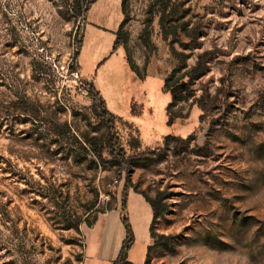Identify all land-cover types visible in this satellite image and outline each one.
Wrapping results in <instances>:
<instances>
[{
	"label": "rangeland",
	"instance_id": "obj_1",
	"mask_svg": "<svg viewBox=\"0 0 264 264\" xmlns=\"http://www.w3.org/2000/svg\"><path fill=\"white\" fill-rule=\"evenodd\" d=\"M152 1H125L126 40L112 52L88 27L113 13L112 30L95 28L115 37L121 0H99L87 22L71 0H0V264H109L108 231L84 238L83 221L121 215L126 179L164 209L148 264H264V0H173L178 36L167 40L156 18L148 25ZM85 79L126 153L148 149L129 170L90 152L106 127ZM171 88L184 90L173 99ZM137 212H125L133 262L155 241Z\"/></svg>",
	"mask_w": 264,
	"mask_h": 264
},
{
	"label": "trees",
	"instance_id": "obj_2",
	"mask_svg": "<svg viewBox=\"0 0 264 264\" xmlns=\"http://www.w3.org/2000/svg\"><path fill=\"white\" fill-rule=\"evenodd\" d=\"M96 1L97 0H71V8H72L74 16L83 20L84 22H87L88 11L90 7ZM125 1L126 0H121V3H120L121 12L124 15V17L122 21L119 23L118 29L115 32V38L112 43V52L116 51L117 48L122 46L126 40L125 34L121 33L122 28L127 18ZM172 2L173 0H153L148 8V13H149L148 25H151L153 20L156 18L157 24L161 32V36L164 40H167L168 38H171V37L178 36V32H177L178 27L170 25L173 18L176 17L178 14V9L176 5H173ZM97 27L100 29H104L100 26H97ZM179 29L180 31L182 30L183 32H185L186 30L184 25L180 27ZM151 35H152V29L145 27L142 31L141 38L146 48L150 51H154L156 48V45L152 41ZM77 44L81 46L82 45L81 40L77 41ZM171 53L174 56L179 55V53H177V51H175L173 47L171 48ZM78 57H79V52L76 51L73 54V59L77 62ZM125 59L129 67L132 70H135L138 72L137 66L134 65V63L131 61V59L127 55H125ZM201 70L202 68L200 64H197L194 67L193 72L196 75ZM169 78L170 77L165 78L164 88L167 86ZM82 82L87 92V95L90 97L91 102H92L91 104L92 113L95 115L97 119L101 120V122H103L106 127V135L104 136V138L101 139L98 147L92 150L90 149V152H94V154L97 157L101 158L102 152L105 151L106 153H108V155L113 160H115L120 165V167H122L124 170H129L133 160L136 158L145 157L146 154L148 153V149L143 150L141 153L136 154V155H128L126 153V149L122 145L121 140L117 133V128H116L115 121H114L115 116L108 110L106 101L104 97L102 96L101 92L97 89L93 81L85 79ZM183 90L184 89L173 91L172 92L173 99H176L178 92H181ZM167 113L171 120L177 117L171 114L169 111H167ZM166 140H167V137L164 138V143H166ZM132 145L139 147L140 145L139 140L137 138H133ZM81 148L84 151L89 152V150L86 149L82 145H81ZM82 158H86V157L83 156ZM128 189H129V179H126V182L124 183V186L122 189V197H121V210L123 212L121 215V222L125 229V237L121 243V246H120V249H119V252L116 258L110 264H133L131 261L128 260V252L134 243V232L132 230L128 216L125 213L127 210ZM140 194L143 196L145 201L148 202L152 210V219H151V224L149 227V236L151 239H154L155 241H154V244L147 246V252H146V256H145L143 264H148L149 250L153 245L157 244V239H156L157 235L152 231V222L156 219V217L162 214L164 209L162 205L160 204V202H157L155 199L148 198L143 193H140ZM97 217L98 215L94 216L91 220L84 219L83 222L87 225V227H91L95 224ZM79 222L74 223V227L77 228Z\"/></svg>",
	"mask_w": 264,
	"mask_h": 264
},
{
	"label": "crops",
	"instance_id": "obj_3",
	"mask_svg": "<svg viewBox=\"0 0 264 264\" xmlns=\"http://www.w3.org/2000/svg\"><path fill=\"white\" fill-rule=\"evenodd\" d=\"M98 1L99 0H97L90 7V9L88 11V14H87V17L89 16L92 8L95 6V4ZM118 1L119 0H117V5H118ZM112 14L104 16L107 20L94 21V22L99 24L98 26L104 28V29H101V30H105L106 28H109L110 30H112V27L109 26L110 22H112V19H111V16H113ZM95 27L98 28L97 26H95ZM95 27H92L90 25L88 27V29L91 30V33L94 35V38H96V40L93 41V44H96V48L98 47V49H99L100 44L102 43V45H103V43H104L106 38L110 39L112 41V43H113V40L115 38L114 35H112L111 33L106 32V31L103 32L101 30H98L100 28L96 29ZM107 34H110V37H109V35L107 37ZM92 54H95V53L93 52ZM80 66H81V69H80L81 72L85 75V73L83 72L82 65H80ZM85 76L87 78L91 79L88 75H85ZM92 81H93V79H92ZM131 206H133L135 208V210L138 211L137 214H139L142 217L143 223L146 224L147 228L149 229V227H150L149 224H150V221L152 219V210H151V207L148 204V202L145 201V199L143 198L142 195L136 194L134 192H128L127 210H126V212L127 211L129 212V209H130ZM121 215H122V213H121ZM121 215H119L118 212H117V213H114V215L112 214L111 217H105L104 215L102 217H100V219H98V217H97L98 221L96 220V222H95V224L93 226L87 227L86 231L84 233V238H85L86 237V233L89 230H92V229L96 228V225H99V224L103 225V228H105V230L108 231V237L110 239V244H109L110 248H109V253L106 256V260L109 262V264L116 258L117 254L119 252L121 243H122V241H123V239L125 237V229H124V226H123V224L121 222ZM128 218H130L129 214H128ZM120 224L122 225V228H121ZM130 224H131V222H130ZM134 241H135V235H134ZM85 242H86V239H85ZM149 242H150V240H149ZM149 242H148V244H149ZM129 252H130V250H129ZM129 252H128V260L131 261L129 259ZM143 259H141L139 261H135V262L131 261V262L133 264H141ZM83 264H85V262Z\"/></svg>",
	"mask_w": 264,
	"mask_h": 264
},
{
	"label": "water",
	"instance_id": "obj_4",
	"mask_svg": "<svg viewBox=\"0 0 264 264\" xmlns=\"http://www.w3.org/2000/svg\"><path fill=\"white\" fill-rule=\"evenodd\" d=\"M175 90V88L171 89V92H173Z\"/></svg>",
	"mask_w": 264,
	"mask_h": 264
}]
</instances>
